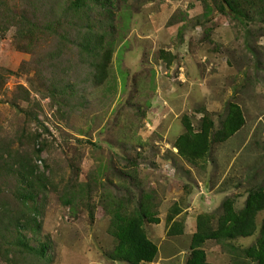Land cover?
Wrapping results in <instances>:
<instances>
[{
	"label": "rangeland",
	"instance_id": "rangeland-1",
	"mask_svg": "<svg viewBox=\"0 0 264 264\" xmlns=\"http://www.w3.org/2000/svg\"><path fill=\"white\" fill-rule=\"evenodd\" d=\"M2 1L0 264H129L106 255L115 245L109 203L124 200L131 210L148 193L161 219L145 223L159 245L148 264H186L200 214L220 215L226 198L241 209L252 187L264 188V2L241 0L263 9L244 22L218 10L202 17L198 0H86L79 13L73 0ZM90 28L116 39L102 85L83 45ZM230 102L243 108L241 130L213 142L203 161L182 160L174 142L184 116L197 127L206 109L219 128ZM38 149L48 182L38 197L37 236L49 238L52 263L21 252L22 226L13 219H30L16 194L18 159ZM174 203L183 209L184 234L171 236L166 217ZM257 222L264 224V211ZM258 236L203 247L212 264H255L242 249Z\"/></svg>",
	"mask_w": 264,
	"mask_h": 264
},
{
	"label": "trees",
	"instance_id": "trees-1",
	"mask_svg": "<svg viewBox=\"0 0 264 264\" xmlns=\"http://www.w3.org/2000/svg\"><path fill=\"white\" fill-rule=\"evenodd\" d=\"M95 1L114 6L118 0ZM198 1L203 3L204 11L201 16L206 18L214 13V10H218L222 13L226 11L227 14L244 22H250L255 19L254 12H262L261 10H263L256 11L255 3L246 5L241 0ZM1 3H3L2 0H0ZM85 3L86 0H73L70 7L74 12L79 13L86 6ZM86 39L88 42L83 45L86 46V51L95 57V61L90 63L95 69L93 81L97 85H102L109 77L108 72L115 51L116 39L113 37L107 40V34L95 35L93 28L87 31ZM100 52H102V58L96 59ZM161 52L165 60L171 61L173 59L167 51L162 50ZM200 112L203 116L197 127L189 115L184 116L185 131L174 142V147L178 149V156L189 164H197L203 161L209 155L213 142L227 141L246 123L243 108L235 102L229 103L228 115L221 122L219 128L216 127L215 121L206 109H202ZM41 153L42 150L38 149L33 155L18 159L20 167L17 175L20 187L16 189L18 192L16 194L21 202L28 204L31 215L30 219L23 215L20 217L21 220L19 217L13 219L17 226H22L18 228L19 237L16 240L23 248L21 252H27L38 260H47L48 263H52L53 257L48 253L51 246L49 238L43 240L37 236L42 227L39 221L42 209L38 197L45 195L48 182L47 176L40 173L39 165L36 162L37 159H41ZM98 176L101 177L100 174ZM114 204L115 202H112V205L109 203L112 206L109 209L112 213L109 233L114 238L115 245L106 251L107 257L114 261H124L129 264H148L155 261L159 253V245L148 236L145 227L146 222L154 224L161 222L157 216L158 204L155 203L154 194H146L131 210L126 208L124 200H119ZM71 208L76 210L73 206ZM5 211L6 208L2 207L0 216ZM182 211L180 205L174 203L166 217L170 226L168 233L171 236L184 234V220L178 219ZM262 211H264V188L258 185L248 191L243 208L237 209L234 199L226 198L222 203L220 215L200 214L197 218V230L192 236L186 264H212L203 247L209 240L229 242L238 238L253 236L258 231L259 236L256 243L243 248L242 252L253 263L264 264V224L259 228L257 222L258 215ZM29 230L34 234L32 239L28 238L25 233ZM31 240L36 242V245H32Z\"/></svg>",
	"mask_w": 264,
	"mask_h": 264
}]
</instances>
